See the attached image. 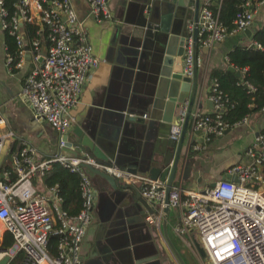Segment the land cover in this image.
Segmentation results:
<instances>
[{"label":"built area","instance_id":"1","mask_svg":"<svg viewBox=\"0 0 264 264\" xmlns=\"http://www.w3.org/2000/svg\"><path fill=\"white\" fill-rule=\"evenodd\" d=\"M86 1L96 21L111 19L106 0ZM260 3L263 1L256 5ZM245 5L247 9L235 15L233 28L228 32L206 2L198 5L196 45L209 49L227 35L250 28L254 7L248 2ZM0 31L11 36L16 46L12 56L2 44L5 70L10 74L25 70L18 92L20 100L29 108L34 122L47 124L59 135L57 149L39 158L34 146L5 126L0 112V161H4L0 164V260L7 257L4 264H80V243L94 202L85 166L102 171L122 184H137L139 195L154 204L152 214L145 221L158 227L165 181L152 180L144 173L112 161L97 162L84 153L71 155L63 151L61 137L73 122L71 110L90 71L98 65L71 1L0 0ZM182 49L181 74L190 77L195 66L190 37L184 39ZM243 84L249 91L254 90L246 82ZM208 95L212 113H195L191 123V130L202 131L205 141L208 136L221 135L229 128L220 119V95L215 80L210 83ZM184 111H179L176 123L169 127L168 137L172 141L179 136ZM246 120L243 117L234 125ZM14 141L19 147L10 152ZM187 148L186 154L203 149L200 143H191ZM243 155L244 162L227 172L235 176V181L217 178L212 187L193 190L181 187L182 167L173 176L176 183L172 182L167 196L169 211L175 215L172 233L201 263L205 259L209 264H264V179L261 175L264 134L261 131L253 136ZM52 164L79 176L81 203L75 215H67L60 208L56 186L42 184ZM5 232L12 239L7 248L1 245ZM51 236L57 239L54 253L47 250Z\"/></svg>","mask_w":264,"mask_h":264},{"label":"crops","instance_id":"2","mask_svg":"<svg viewBox=\"0 0 264 264\" xmlns=\"http://www.w3.org/2000/svg\"><path fill=\"white\" fill-rule=\"evenodd\" d=\"M70 1L78 21L83 24L98 65L90 71L71 110L73 122L65 133L70 136L67 141L72 143L74 128L94 125L101 147L100 154L109 155L120 167L142 173L140 169L145 163L148 164L154 143L157 141V148H161L165 142L162 132L169 131V127L176 123L179 111H186L189 103L192 82L179 78L183 55V46L178 51L181 21L163 22L159 30L151 31L146 36L143 28L139 27L134 11L139 0H106L111 19L99 21L89 12L86 0ZM210 1L212 6L218 8V0H199V5ZM184 2L181 15L191 16L193 6L188 7L189 0ZM261 26H264V1L252 11V37ZM191 30L192 26L188 24L184 39L191 38ZM0 35L2 49L1 31ZM252 37L238 33L227 35L209 49L196 45L195 72L189 77L195 74L196 87L182 142V153L185 157L191 143H200L203 149L188 156L192 158V164L185 179L191 178L200 185L188 189L203 190L234 165L243 163L244 149L253 136L264 129L262 109L247 116L245 123L226 128L221 135L208 136L206 141L202 131L191 130L195 113H212V104L209 106L208 89L211 82L208 81V72L210 69L227 70V67H231L226 62L227 51L238 44H250ZM24 72L22 70L10 74L0 62V112L5 126L34 146L39 158H44L57 149L59 135L47 124L34 122L29 108L20 100L18 92ZM127 117L134 120H128ZM175 145H166V153L173 155ZM79 153L82 152L76 153L71 148L68 152L71 155ZM154 157L157 160L162 158L160 155ZM181 167L177 166L176 169ZM87 173L93 188L94 202L90 210V222L80 243V264H106L103 257H92L91 254L94 247L102 248L109 236L111 250L105 257L111 259V264H128V257L131 256L133 264H177L162 237L160 221L156 227L155 224L147 223L146 217L144 220L139 217V213L144 210L137 201L140 196L137 184L125 185L115 180L116 185L113 187L101 175L90 171ZM181 173L183 182V170ZM172 216L175 220L174 213ZM167 233L170 240L171 235L175 237L172 231L171 234ZM178 240L179 248L171 242L182 259L183 249L187 251L191 264H200L188 247ZM126 243H131V246H125ZM114 247L124 253L125 248L132 247V255L125 253L117 259L114 257Z\"/></svg>","mask_w":264,"mask_h":264},{"label":"water","instance_id":"3","mask_svg":"<svg viewBox=\"0 0 264 264\" xmlns=\"http://www.w3.org/2000/svg\"><path fill=\"white\" fill-rule=\"evenodd\" d=\"M185 5L184 0H139L138 4H136V7L134 9L137 22L139 23V27L143 28L144 34L146 36H149L151 34V31H157L159 30L160 25L163 22L168 21L169 23L172 22L174 23L176 20L181 21V39L179 41V49L178 51H181V48L183 46V41L184 38L186 37V31H187V25L191 24L192 30H191V40H192V45L195 50L196 48V35H197V12H198V5H199V0H189V3L187 2L188 7L190 5L193 6V11L191 16H184L181 15L182 12V7ZM242 34L245 35V37L251 38V29L247 28L242 31ZM40 54L43 56L44 55V48L42 47L40 50ZM41 59H39L40 61ZM195 61V57H194ZM228 71L233 72L236 77L239 76V72L235 71L231 67L226 68ZM195 72V71H193ZM178 76V75H177ZM179 78H181L184 81H191L192 82V90L190 93V99L189 103L187 105L186 111L184 112V121L182 122L181 129L179 132L178 140L177 141H172L168 139V132H162V138L165 140L161 144V148H157V141L154 143V147L152 148L148 164L145 163V166L140 169L142 173H146L148 177L152 180L159 179L161 181H165V188H164V199H163V207L161 209V220H160V230L162 237L164 239V242L168 246L172 256L174 257L175 261L177 264H185L184 260L182 257L179 255V253L176 251L175 247L173 246L170 237L167 233V220H168V214H169V208L167 205V196H168V191L169 188L172 184L173 181V176L176 172L177 166H182V170L184 172L183 177L186 178V176L189 175L191 171V164H192V158L188 157L189 154H186L184 157V154L182 153V142L184 138V134L186 131L187 127V121H188V116L190 114V108L193 102L194 94H195V87H196V77L195 74L193 73L192 78H189L188 76H183L182 74L179 75ZM211 106V103L209 104ZM128 119V117H127ZM128 120H134V119H128ZM73 139L72 143H69L67 139L70 137L69 135H63L62 136V141L64 142V150L65 152H69L70 148L74 149L75 152H82L88 157L94 159L97 162H102V163H108L110 161H114L112 157H109V155H101L100 154V146L98 145L97 141V133H96V127L93 125H88L86 127H80V128H74L73 130ZM173 145L175 143V151L173 155L170 152L165 151L164 147L166 145ZM154 155H160L162 156L161 159H156ZM172 158V159H171ZM118 165V164H116ZM85 168L90 171L97 173L101 175L103 178H105L108 183L114 187L116 185L115 179L96 169H93L90 166H85ZM162 168H165L164 171H162ZM218 178H226L230 179L232 181H235V176L224 173L220 175ZM214 184V181H211L209 183V187H212ZM137 201L139 202L140 206L143 208L144 211L142 213H139V217L144 220V218L147 216V214H152L154 204L153 203H147L141 196L137 197ZM118 234V233H117ZM111 235V234H110ZM113 236V234H112ZM106 241H104V245L102 248L99 247H94V251L91 254L92 257H103V260L106 264H111V259H106L105 257L109 251L111 250V243H110V236L106 237ZM125 246H131V243H126ZM115 252H114V257L119 259L120 255L130 254L132 255V247L125 248V253L123 250L117 251L116 248L114 247ZM132 251V252H131ZM199 253L202 256L203 252L201 249H199ZM134 254V253H133ZM132 257V256H131ZM131 257H128L127 263L128 264H133ZM7 260V257H3L0 260V264H4Z\"/></svg>","mask_w":264,"mask_h":264},{"label":"trees","instance_id":"4","mask_svg":"<svg viewBox=\"0 0 264 264\" xmlns=\"http://www.w3.org/2000/svg\"><path fill=\"white\" fill-rule=\"evenodd\" d=\"M5 1L8 2V0ZM260 1L264 0H218V8L212 6L211 1L207 2V7L217 14L219 24L228 32L233 28L232 21L235 15L247 9L246 2L253 8ZM28 30H30L29 27ZM2 42L7 47V51L14 56L16 46L13 38L6 32H2ZM226 62L228 66L239 72V76L236 77L228 70L210 69L208 81L215 80L217 83L221 103L220 119L231 127L243 117L264 109V26L254 31L250 44H238L229 49L226 53ZM243 82L252 86L254 90L249 91ZM261 133L264 134V129ZM10 147V152L16 151L19 147L17 141H14ZM261 175L264 179V164ZM42 184L44 187L56 186L60 197V208L67 215L78 213L81 198L79 176L76 173L52 164L50 170L42 178ZM4 236L1 245L7 248L12 239L6 232ZM56 241L57 239L53 236L48 238L47 250L50 253H54Z\"/></svg>","mask_w":264,"mask_h":264},{"label":"rangeland","instance_id":"5","mask_svg":"<svg viewBox=\"0 0 264 264\" xmlns=\"http://www.w3.org/2000/svg\"><path fill=\"white\" fill-rule=\"evenodd\" d=\"M0 43H1V35H0ZM2 56H3V52H2V49H1V44H0V62L2 63ZM0 164H4V161L1 160L0 161ZM35 182H38V179H35ZM194 186H200L198 183H196L195 180L191 179V178H187V179H183V182L181 184V187L183 189H188V188H192ZM173 212L172 210L170 211V217L168 219V225H167V231L169 232V234H171V231H172V226L175 225V220L172 218L173 216ZM2 230V227H1V224H0V231ZM171 240L173 242V244L179 248L180 244H179V240L178 238L176 237H173L171 235ZM181 254L184 258V260L186 261L187 264H191V261L189 260V255L187 253V251L185 250H181ZM199 264V263H198ZM201 264V263H200ZM202 264H209L205 259L203 260V263Z\"/></svg>","mask_w":264,"mask_h":264}]
</instances>
